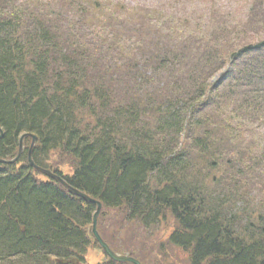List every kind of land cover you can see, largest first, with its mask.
I'll use <instances>...</instances> for the list:
<instances>
[{
  "label": "trees",
  "instance_id": "obj_1",
  "mask_svg": "<svg viewBox=\"0 0 264 264\" xmlns=\"http://www.w3.org/2000/svg\"><path fill=\"white\" fill-rule=\"evenodd\" d=\"M81 2L87 0H0V159L15 158L22 134L35 135L33 162L102 207L145 227L164 216L172 220L169 250L175 246L208 256L207 264H264L262 178L250 176L241 193L226 187L215 146L220 136L215 129L209 139L206 130L199 134L200 107L184 113L180 108L182 103L193 107L207 91L222 90L224 79H237L239 66L243 80L263 91L262 99L250 96V104L239 103L245 110L241 119L263 124L264 108L251 104L264 107V44L240 48L234 53L236 66L225 73L230 77L220 73L214 82L210 79L219 73L218 65L200 63V54L214 53V45L191 43L199 57L188 68L193 94L177 86L188 82L170 75L157 77L154 89L161 95L153 99L137 74L152 63L136 61L140 44L121 39L120 57L109 60L94 40L99 36L93 35ZM89 4L93 15L97 3ZM164 40L167 48H183L185 57L179 61L168 50L155 51L151 60L156 64L179 66L192 56L187 36ZM96 52L99 58L90 60ZM130 85L139 88L137 94L127 89ZM242 85L249 96L250 89ZM170 87L176 92L173 101L167 99ZM166 99L167 111L162 108ZM31 140L23 137V151L14 163H0V262L85 264L95 204L43 179L28 161ZM64 165L70 173L63 172Z\"/></svg>",
  "mask_w": 264,
  "mask_h": 264
},
{
  "label": "rangeland",
  "instance_id": "obj_2",
  "mask_svg": "<svg viewBox=\"0 0 264 264\" xmlns=\"http://www.w3.org/2000/svg\"><path fill=\"white\" fill-rule=\"evenodd\" d=\"M89 3H97L93 15L90 13ZM80 4L84 15L89 14V18L101 38L99 42L105 46L109 60H116L117 56L120 57V38H125L134 45L140 44L138 56L135 55L136 61L140 64L146 60L152 63L148 70H138L137 74H140L139 79H143L140 84H143L151 93L153 99L159 98L161 95L160 92L158 95L154 89V86L158 84L155 82L170 75L174 79L180 77L183 84L188 82V86L176 85L183 89L187 88L188 95L189 93L193 94L190 92L193 76L192 71H189L188 68L199 57L198 52L193 53V47L196 45L191 46V43L196 44L201 41L202 46L204 41H207V46L214 45L216 50L214 53L200 54L202 57L200 63H207L210 68L218 65L219 73L210 79L216 82L220 78V73L225 77H230L225 73L231 71L233 65L236 66L237 59L234 58V53L237 49H243L248 44L253 46L256 42L264 40V0H87ZM119 8V11H114ZM119 17H127V21L125 23L118 22ZM111 22L116 23L115 32L117 30L122 32L121 34L115 33L118 37L108 30ZM189 35H193L194 38L190 40ZM166 36H187L188 40H185V43L191 50L192 56L180 63L179 66L153 62L151 57H154L155 51L163 54V50H168L169 55L178 60L184 59L183 48L179 50L173 45L167 48V42H163ZM128 42L126 41V43ZM101 51L103 52V50ZM173 51L179 52L178 55ZM99 56L100 52L92 53L89 55V59L95 60ZM236 68L237 72L236 70L234 72L238 74L237 79L235 77L229 80L224 79L222 90L219 89L213 94L207 91L193 107L188 108L185 103H182L180 108L182 113L185 109L201 108V112L198 116L196 115L199 118V134L203 133L202 130H206L204 132L209 133L207 134L209 139L213 136L210 135L212 129H215V133L220 136L221 141L217 138L215 146H217L216 153L222 168L223 183L230 190L240 192L241 188L247 190L250 176L262 178L264 182V123L251 120L250 122L242 121L241 116L245 110L241 109L239 105V103L250 104L251 101L248 98L250 96H255L252 97L253 99H262L259 94L263 91L256 90L255 85L244 81L243 73L240 74L238 71L239 66ZM195 70L196 68H194ZM234 81H238L239 85H236ZM241 81L250 89L249 96L244 93ZM127 89L134 94H137V90H139L134 85L128 86ZM175 93V90L170 87L169 98L165 96L164 99L173 101ZM167 99L162 107L165 111L170 105ZM209 103L211 104L209 105ZM251 105L264 108L257 104ZM218 110L223 112L222 117L217 115ZM161 113L165 114L163 111ZM205 113L207 115H204ZM217 125H220L218 127L220 130L216 127ZM226 150L227 152H224ZM240 155H243L242 159L239 158ZM61 169L64 173H70L66 165ZM238 170H241L239 173L241 175L236 173ZM236 175L238 177H233ZM166 218L167 216H164L159 222L145 227L137 220L129 221L119 210H110L101 206L96 219V232L109 244V249L114 253L127 254L139 261L140 264L162 262L165 264H189L185 253L177 251L171 253L169 250L171 244L168 243L167 237L174 226L172 220H166ZM248 221L250 220L246 219L245 225L248 224ZM89 234L91 235V232ZM108 260L118 264H132L128 261L113 260L98 246L95 240L92 241L84 254L85 264H98Z\"/></svg>",
  "mask_w": 264,
  "mask_h": 264
},
{
  "label": "water",
  "instance_id": "obj_3",
  "mask_svg": "<svg viewBox=\"0 0 264 264\" xmlns=\"http://www.w3.org/2000/svg\"><path fill=\"white\" fill-rule=\"evenodd\" d=\"M31 136L32 140L30 143V147H29V151H28V161L30 163V165L33 167V169H35L36 171L45 174L46 176L54 179L55 181L59 182L60 184H62L69 192L73 193L74 195H77L81 198H83L84 200L93 202L96 204L97 206V210L95 211V213L92 216V230L94 233V236L96 238V240L98 241L100 247L102 248V250L108 255V257L112 258L113 260L116 261H128L131 262L133 264H140L139 261H137L134 258L129 257L127 254L125 255H119L117 253H114L112 250L109 249V246L100 238V236L96 233L95 231V223H96V217L98 215L99 209L101 208V203L97 200L92 199L91 197L87 196L86 194L82 193L81 191L74 189L73 187L69 186L65 180H63V178H61L60 176L52 173L49 169H45L42 167L37 166L32 158H31V151H32V147L34 146V143L37 141V137L35 135H30V134H22L20 136V140H19V147H18V152L17 155L15 156V158L13 159L14 161L17 159V157L19 156V154L22 151V140L23 137L25 136ZM0 136H2V130L0 128ZM11 160H5V159H0V162H4V163H9Z\"/></svg>",
  "mask_w": 264,
  "mask_h": 264
},
{
  "label": "bare ground",
  "instance_id": "obj_4",
  "mask_svg": "<svg viewBox=\"0 0 264 264\" xmlns=\"http://www.w3.org/2000/svg\"><path fill=\"white\" fill-rule=\"evenodd\" d=\"M13 159L14 158H12V160L10 161V163H14V160ZM41 176L43 177V179H45V177L43 175H41ZM245 185H246V183L244 184V186ZM81 199L84 200L83 198H81ZM84 201L85 202H90V201H87V200H84ZM90 203L92 204L93 202H90ZM93 204H95V203H93ZM96 210H97V206L95 204V209H94L92 215L95 213ZM100 210H101V208L99 209V212H100ZM95 230H96V228H95ZM170 251H171V253H173L174 251H177V252H180V253H183V254L185 253L187 255V257H188L187 263H189V264H207V261L209 260V257L208 256L204 257L205 256L204 255L203 257H200V256L194 254L193 251L186 252V251L180 250L179 248H177L175 246ZM159 264H165V263L162 262V263H159Z\"/></svg>",
  "mask_w": 264,
  "mask_h": 264
}]
</instances>
